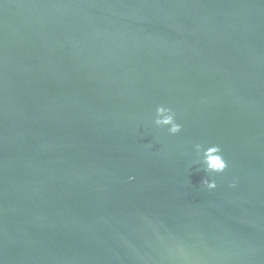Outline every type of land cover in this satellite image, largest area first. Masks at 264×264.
<instances>
[{"label": "water", "instance_id": "1", "mask_svg": "<svg viewBox=\"0 0 264 264\" xmlns=\"http://www.w3.org/2000/svg\"><path fill=\"white\" fill-rule=\"evenodd\" d=\"M0 264H264V0H0Z\"/></svg>", "mask_w": 264, "mask_h": 264}, {"label": "clouds", "instance_id": "2", "mask_svg": "<svg viewBox=\"0 0 264 264\" xmlns=\"http://www.w3.org/2000/svg\"><path fill=\"white\" fill-rule=\"evenodd\" d=\"M152 119L156 127L166 129L170 135L175 136L183 131V125L177 121V113L169 106L158 105ZM194 148L195 164L206 173L201 180V186L208 191H213L218 187L215 176L223 174L228 169L229 163L218 144L197 143ZM230 187H236L235 180L232 181Z\"/></svg>", "mask_w": 264, "mask_h": 264}]
</instances>
